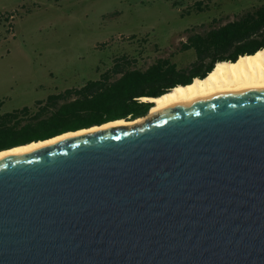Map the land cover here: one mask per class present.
I'll list each match as a JSON object with an SVG mask.
<instances>
[{
    "label": "water",
    "instance_id": "95a60500",
    "mask_svg": "<svg viewBox=\"0 0 264 264\" xmlns=\"http://www.w3.org/2000/svg\"><path fill=\"white\" fill-rule=\"evenodd\" d=\"M148 113L0 159V264H264V91Z\"/></svg>",
    "mask_w": 264,
    "mask_h": 264
},
{
    "label": "rangeland",
    "instance_id": "374dc122",
    "mask_svg": "<svg viewBox=\"0 0 264 264\" xmlns=\"http://www.w3.org/2000/svg\"><path fill=\"white\" fill-rule=\"evenodd\" d=\"M196 2L203 11H189ZM263 2L0 0V114L97 80L114 58L127 57L137 69L169 58L184 68L194 60L191 51L177 53L186 30L232 20Z\"/></svg>",
    "mask_w": 264,
    "mask_h": 264
},
{
    "label": "trees",
    "instance_id": "16d2710c",
    "mask_svg": "<svg viewBox=\"0 0 264 264\" xmlns=\"http://www.w3.org/2000/svg\"><path fill=\"white\" fill-rule=\"evenodd\" d=\"M202 5L196 2L189 11L201 12ZM219 21L213 19L199 31H185L177 53L191 51L194 60L184 68L169 58H158L146 69L131 68L127 57L114 58L97 80L51 94L33 107L0 114V150L108 121L143 117L151 107L143 97H158L194 78L203 79L218 62H235L264 49V2L232 20Z\"/></svg>",
    "mask_w": 264,
    "mask_h": 264
},
{
    "label": "bare ground",
    "instance_id": "6f19581e",
    "mask_svg": "<svg viewBox=\"0 0 264 264\" xmlns=\"http://www.w3.org/2000/svg\"><path fill=\"white\" fill-rule=\"evenodd\" d=\"M246 91H264V49L253 55L238 57L235 62H218L203 79L194 78L187 86H177L158 98L143 97L141 100L153 103L147 117L156 116L160 111L192 103L204 98ZM137 121V122H136ZM141 119L132 122L117 120L76 132H68L44 141L11 148L0 152V159L34 152L75 136L103 131L118 126H134Z\"/></svg>",
    "mask_w": 264,
    "mask_h": 264
}]
</instances>
